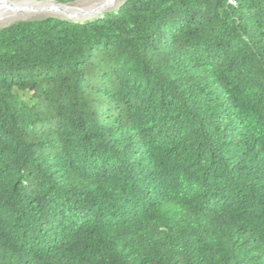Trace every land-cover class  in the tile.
<instances>
[{"label": "trees", "instance_id": "obj_1", "mask_svg": "<svg viewBox=\"0 0 264 264\" xmlns=\"http://www.w3.org/2000/svg\"><path fill=\"white\" fill-rule=\"evenodd\" d=\"M0 264H264V0L1 28Z\"/></svg>", "mask_w": 264, "mask_h": 264}, {"label": "bare ground", "instance_id": "obj_2", "mask_svg": "<svg viewBox=\"0 0 264 264\" xmlns=\"http://www.w3.org/2000/svg\"><path fill=\"white\" fill-rule=\"evenodd\" d=\"M118 1L119 0H99L100 3L93 9L80 10L56 4L51 1L32 2L29 0H0V23L44 14L75 20L82 19L110 9L114 7Z\"/></svg>", "mask_w": 264, "mask_h": 264}, {"label": "rangeland", "instance_id": "obj_3", "mask_svg": "<svg viewBox=\"0 0 264 264\" xmlns=\"http://www.w3.org/2000/svg\"><path fill=\"white\" fill-rule=\"evenodd\" d=\"M121 1L122 0H119L114 7L110 8V9H106V10L100 12V13H105V12L114 10ZM99 3H100L99 0H75L73 3H71L69 5H64V6H68V7L73 8V9L90 10V9H93L94 7H96V5H98ZM46 17L64 18V17L54 16V15H46V14L32 16V17H27L25 19L24 18H18L16 20L11 21V22L0 23V29L3 28V27L9 26L11 24L17 23V22L30 21V20H39V19H43V18H46Z\"/></svg>", "mask_w": 264, "mask_h": 264}, {"label": "water", "instance_id": "obj_4", "mask_svg": "<svg viewBox=\"0 0 264 264\" xmlns=\"http://www.w3.org/2000/svg\"><path fill=\"white\" fill-rule=\"evenodd\" d=\"M70 19V18H69Z\"/></svg>", "mask_w": 264, "mask_h": 264}]
</instances>
